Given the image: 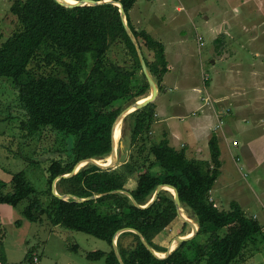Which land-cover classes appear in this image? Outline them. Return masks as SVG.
I'll return each instance as SVG.
<instances>
[{
	"label": "trees",
	"instance_id": "1",
	"mask_svg": "<svg viewBox=\"0 0 264 264\" xmlns=\"http://www.w3.org/2000/svg\"><path fill=\"white\" fill-rule=\"evenodd\" d=\"M111 1L122 4L144 56V47L153 53V62L144 58L161 89L168 72L164 45L133 26L130 11L138 0ZM11 13L20 27L0 42V79L12 80L18 94L16 104L27 116L22 126L28 134L23 138L31 140L39 133L53 131L73 138L74 145L70 154L50 161L49 190L35 189L22 171L13 175L9 185L0 181V205L16 208L27 203L23 216L31 223L48 221L51 227L103 240L110 250L89 252L87 259L120 264L113 242L118 232L134 229L156 252L165 253L167 250L154 240L179 216L170 192L162 191L145 209L136 207L128 196L113 192L127 191L145 206L159 186L170 185L178 191L182 208L199 223V232L179 244L166 259L149 251L137 234L125 232L117 242L124 264L245 263L249 246L261 237L264 240V228L238 202L224 210L212 200L211 192L223 166L218 139L213 136L209 142L208 161L189 158L186 150L173 147L167 136L155 143L151 137L156 113L153 102L129 116L135 118L130 163L106 170L89 164L59 182L60 189L70 187L69 191L60 192L63 195L99 198L78 203L53 195L52 183L57 177L72 173L83 161L111 155L113 126L124 111L120 102L135 103L148 97L150 85L144 74L139 79L142 66L119 7L110 3L65 7L56 0H14ZM115 43L124 46L131 63L120 65L111 59L110 50ZM121 137L117 126L116 146ZM131 179L135 181L133 189L128 188ZM8 188V193L3 192ZM1 229L0 226V262L8 264ZM126 238H132L129 247L124 246ZM30 259H34L33 250L26 255V261Z\"/></svg>",
	"mask_w": 264,
	"mask_h": 264
},
{
	"label": "rangeland",
	"instance_id": "2",
	"mask_svg": "<svg viewBox=\"0 0 264 264\" xmlns=\"http://www.w3.org/2000/svg\"><path fill=\"white\" fill-rule=\"evenodd\" d=\"M13 2L14 0H0L1 43L17 32L20 27L17 18L11 13ZM142 2L139 0L136 3V9L140 8L139 6H146ZM152 6L156 15L160 18L167 15L174 20L170 25L171 28H179L181 35L182 31L187 34L186 37L184 34L182 35V37H185L183 44L194 49L197 59H200L206 72L212 70L211 60H207L202 55L200 57V52H203L204 55L205 51L203 50L206 47L211 46L213 48L214 46L221 53H224L225 50L231 53L236 52V58L234 54L232 61L242 65L241 68L237 69L239 72L242 71V76L240 77L239 72H237L233 74L234 79L244 78L246 79L244 82L249 83L252 82L250 78L253 74L254 79L259 76L258 79L263 81L264 0H156L154 2L152 0ZM190 7L193 8L191 11L189 10ZM168 17H166L167 20ZM210 27L215 28L218 32L219 36L216 43L211 36ZM224 30H228L232 37L225 39L228 46H224L226 47L225 50L219 47L224 41V39H221L224 38L222 35ZM174 38L178 39L176 35H174ZM178 41L180 43V38ZM199 44L202 46L200 50L198 48ZM144 53L145 56L144 54L143 56L153 62V53L145 47ZM110 57L120 65L131 63L122 44H113ZM170 57L172 60V54ZM142 74H144L143 71L140 72V80ZM208 77L210 81V76L206 73L203 74V85L207 86L206 79ZM151 93L150 88L148 94ZM17 95L12 80L0 79V181L9 185L13 175L23 171L35 189L45 192L49 190L47 169L50 161L54 157L70 154L74 139L53 131H47L42 135L39 133L35 136V139L25 140L23 137L28 134V130L26 127V130L23 128L22 122L27 120V116L16 104L18 103ZM210 98L206 96L203 101L205 103L207 100L212 101ZM120 103L124 110L134 104L132 102L125 103L124 101ZM226 110L227 108H223L220 113L224 115ZM129 116L121 122L123 134L117 145V162L112 169H119L131 162L130 157L133 152L131 138L135 118ZM225 122L226 120L223 119V123L221 122L222 127ZM235 134L239 139H244V137L238 135V132H235ZM161 140L162 136L159 131L153 136V141L159 143ZM208 151L209 148H207ZM192 155L191 153L187 156ZM223 159H221L222 165L226 164L222 166L221 176L213 188L214 197L220 199L221 202V205L217 207L224 210L229 209L230 205H227L228 198L237 199L248 216H254L260 223H263L264 219L261 215L264 213V197L262 188L257 184L255 176H258V174L263 176L264 171L257 169L255 173H250L246 168L242 155L239 159H232L230 155H226ZM111 163L113 161H109L107 164ZM88 165V162L85 163L79 171ZM59 182L57 183V192L63 195L61 193L69 191L70 187L60 189L58 187ZM227 186L230 187L227 188ZM134 187L135 181H129L128 188L133 189ZM8 191L9 188L3 192L8 193ZM26 205L27 203H22L16 208L9 205H0V211L3 214L2 219L0 216V226L5 235V249H8V264H35L34 259L26 261L29 250H33V258L36 255L38 256V264H105V260L90 261L86 255L89 252L110 250L107 242L63 227H51L48 225V221L43 224L31 223L23 216ZM184 214L190 219L193 218L189 213ZM17 222H21L22 225H17ZM194 225V221L186 223L185 220L178 217L175 222L155 238L154 242L160 248L168 250L176 238L187 236L192 232ZM131 245L132 238H126L124 246L129 247ZM75 247L77 250H74ZM249 249V257L245 263L239 261L238 264H264L263 238H259L252 247L250 245Z\"/></svg>",
	"mask_w": 264,
	"mask_h": 264
},
{
	"label": "crops",
	"instance_id": "3",
	"mask_svg": "<svg viewBox=\"0 0 264 264\" xmlns=\"http://www.w3.org/2000/svg\"><path fill=\"white\" fill-rule=\"evenodd\" d=\"M140 1L146 6H139L137 9L134 7L130 11L131 22L135 28L146 31L164 45L168 63V72L163 77L159 95L153 102L156 113L152 135L155 136L160 131L162 139L167 136L173 147L178 150L185 149L188 156L192 153L189 158L204 161L210 159V151L207 152V148L212 137L216 136L221 159L226 155L239 159L242 155L250 173H255L257 169L264 171V79L260 81L259 76L254 79L253 74L250 78L252 82L249 83L244 82V78L234 79L233 74L239 72L237 69L242 65L232 61L234 54L236 58L235 51L231 53L225 50V39L232 38L230 32H222L224 38L221 39L224 41L219 47L225 50L224 53L214 46L203 50L205 56L200 52V57L202 55L211 60L212 70L206 72L194 49L183 44L187 34L182 31V35H185L182 37L179 28H171L174 20L167 15H164V18L157 16L152 0ZM192 9L190 7L189 10ZM209 30L216 43L219 36L217 30L213 27ZM174 35L178 39L174 38ZM198 48L200 50L202 46L199 44ZM204 73L210 76L207 86L203 85ZM239 74L241 77L242 71ZM206 96L212 97L211 104L203 101ZM223 108H227L225 115L220 113ZM223 119L227 124L225 122L223 127H219ZM235 132L244 139H239ZM235 142L238 144L234 145ZM255 178L264 197V175L258 174ZM213 193L214 190L211 192L212 200L220 206V199L214 197ZM229 198L227 205L234 201L239 203L237 199ZM0 216L2 219L1 211ZM261 217L264 219V213ZM261 225L264 228V222ZM5 254L8 262V249H5Z\"/></svg>",
	"mask_w": 264,
	"mask_h": 264
},
{
	"label": "water",
	"instance_id": "4",
	"mask_svg": "<svg viewBox=\"0 0 264 264\" xmlns=\"http://www.w3.org/2000/svg\"><path fill=\"white\" fill-rule=\"evenodd\" d=\"M58 1L60 4L64 5L65 7H86V6H98V5H101V4H104V3H110V4H113L117 7L120 8V13H121V18H122V21L124 23V26L126 28V31L128 32L129 36L131 37L133 43L135 44L136 46V49H137V52H138V56H139V59H140V63H141V66H142V71L150 85V88L152 90V93L149 95V97H147L146 99H143L141 101H137L135 102L133 105L129 106L127 109H125L117 118L114 126H113V150H112V153L111 155L113 156V159L114 162L107 165V166H101L98 161L96 159H88L86 161H83V162H88L89 164H92V165H96L100 168H103V169H110V168H113V166L115 165V163L117 162V147L115 146V142H114V132L116 130V127H117V124L124 120L127 116H129L130 114L136 112L137 110H141L143 108H145L146 106H148L149 104H151L152 102H154L157 98V96L159 95V92H160V88L158 86V84L156 83L155 79L153 78V76L151 75L148 67H147V64H146V61H145V58L143 56V53H142V50H141V47L138 43V40L136 39L135 35L133 34L132 30L130 29L129 27V24H128V21H127V17H126V13H125V10L122 6L121 3L119 2H115V1H101V2H95V1H88V0H81V1H74V0H56ZM69 1V2H67ZM82 162V163H83ZM81 163V164H82ZM80 164V165H81ZM82 167V166H81ZM80 167V168H81ZM79 166L70 174H67V175H61L59 177H57L53 183H52V192H53V195L56 196L57 198H59L60 200H65L67 201L68 199H72L74 200L75 202H78V203H83V202H86V201H90L92 199H96V198H99L100 196H93V197H89V198H86V199H82V198H79L75 195H60L58 192H57V183L62 180V179H65V178H69V177H72L74 175H76L78 172H79ZM162 191H168V192H171L172 191V195L174 196V200H175V204H176V207H177V211H178V216L180 218H182L183 220H185L186 223H190L189 220L183 218V215L181 214V209L182 208V204H181V200H180V196L178 194V191L173 187V186H170V185H161L157 188L154 196L152 199H150V202L148 204H146L145 206H141L139 205V203L136 202V200L134 199V197L127 191H118V192H113V193H121V194H124L126 196H128L132 201L133 203L135 204L136 207L139 206V208H142V209H145V208H148L150 207L155 201L156 199H158L160 193ZM192 221L195 222V224H197V227H198V230L197 232H195L193 234V236L191 238H184V237H178L176 238L179 242H178V245L185 242V241H188V240H191L192 238H194L197 233L199 232V223L197 221H195L194 219H190ZM125 232H133L135 234H137L140 238H141V241L143 242V244L146 246V248L151 251L156 257L160 258V259H166L168 258L174 251L175 249H172V248H169L164 254L166 256H159L157 254V252L145 241V239L143 238V236L136 230L134 229H124V230H121L120 232H118L115 237H114V250H115V254L118 258V261L120 262V264H124V262L122 261V258H121V255H120V252H119V249L117 247V240L119 238V236Z\"/></svg>",
	"mask_w": 264,
	"mask_h": 264
},
{
	"label": "bare ground",
	"instance_id": "5",
	"mask_svg": "<svg viewBox=\"0 0 264 264\" xmlns=\"http://www.w3.org/2000/svg\"><path fill=\"white\" fill-rule=\"evenodd\" d=\"M67 2H69V1H67ZM148 97H149V96H148ZM146 98H147V97H146ZM146 98H144V99H146ZM142 100H143V99H142ZM139 101H141V100H139ZM121 122H122V121H120V122L117 124V126H118L119 131L121 132V134H123V133H122V123H121ZM116 128H117V127H116ZM115 134H116V130H115V132H114V142H115ZM115 146H116V142H115ZM116 147H117V146H116ZM105 160H111V161H114L115 159H113V156L110 155V156H107ZM97 161H98V163H99L100 165H102V166H107V165H109V164H103V163L99 162V161H104V160H97ZM85 163H86V162L82 163V164L79 166V168H80L81 166H83ZM171 193H172V191H171ZM184 213L187 214V212H186L184 209H181V214L183 215V218H185V219H187V220L193 222V221L190 220V218H189L187 215H185ZM194 223H195V222H194ZM192 229H193L192 232H190V233H189L187 236H185L184 238L192 237L193 234H194L195 232H197V230H198L197 224H195V225H194V228H192ZM178 242H179V241H178L177 239L174 240V242H173L171 248H172V249H176V248L179 246V245H178ZM157 254H158L159 256H166L164 253H160V252H157Z\"/></svg>",
	"mask_w": 264,
	"mask_h": 264
},
{
	"label": "built area",
	"instance_id": "6",
	"mask_svg": "<svg viewBox=\"0 0 264 264\" xmlns=\"http://www.w3.org/2000/svg\"><path fill=\"white\" fill-rule=\"evenodd\" d=\"M208 81H209V77L206 79V82H208ZM206 103L211 104L212 101L207 100ZM223 113H224V112H223ZM221 115H223V114H221ZM224 115H225V114H224ZM220 126H221V124L219 125V127H220ZM237 144H238L237 142L234 143V145H237ZM34 263H35V264H38V263H39V258H38L37 255L34 257Z\"/></svg>",
	"mask_w": 264,
	"mask_h": 264
}]
</instances>
